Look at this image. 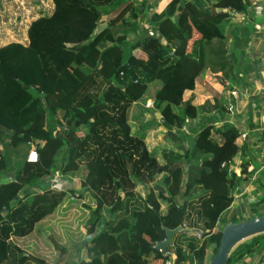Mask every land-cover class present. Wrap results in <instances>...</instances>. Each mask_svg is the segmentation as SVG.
Returning a JSON list of instances; mask_svg holds the SVG:
<instances>
[{"label":"trees","instance_id":"obj_1","mask_svg":"<svg viewBox=\"0 0 264 264\" xmlns=\"http://www.w3.org/2000/svg\"><path fill=\"white\" fill-rule=\"evenodd\" d=\"M159 1L142 27L149 0H54V8H42L29 24L27 41L0 46V264H47L16 238L38 230L72 195L67 188L37 189L56 170L80 177L96 203L88 205L80 244L87 257L75 264H167L173 255L172 264H209L218 251V222L248 177L247 163L238 171L245 149L239 128L227 125L219 139L206 124L184 153L163 150L161 159L146 131L133 130L129 112L151 93L161 118L154 114L147 127L161 123L180 134L199 115L197 78L207 45L223 43L234 15L247 14L252 1ZM33 148L36 161L28 160ZM252 209L253 217L264 215ZM167 229L178 230L163 253L157 244ZM258 248H264V233L239 244L227 264L242 250Z\"/></svg>","mask_w":264,"mask_h":264},{"label":"crops","instance_id":"obj_2","mask_svg":"<svg viewBox=\"0 0 264 264\" xmlns=\"http://www.w3.org/2000/svg\"><path fill=\"white\" fill-rule=\"evenodd\" d=\"M251 1L247 14L234 15L225 41L215 40L207 45L204 69L197 78L199 115L180 133L183 139L191 136L193 143L196 133L206 124L214 126V135L219 139H223L220 131L227 125H235L241 132L238 141L245 144V149L237 162L238 171L242 163H247L248 177L234 191L232 205L218 222L221 228L232 222L233 217L250 219L257 214L254 206L264 211V203H258L264 198V0ZM159 84H153L154 89ZM185 173L187 176L188 168ZM211 247L207 250L208 259L213 254L209 251ZM263 256L264 248L244 249L229 264H259ZM174 258L175 255L172 262Z\"/></svg>","mask_w":264,"mask_h":264},{"label":"rangeland","instance_id":"obj_3","mask_svg":"<svg viewBox=\"0 0 264 264\" xmlns=\"http://www.w3.org/2000/svg\"><path fill=\"white\" fill-rule=\"evenodd\" d=\"M135 1L140 2V0ZM153 1L149 0L150 7L140 14L138 22L142 27L149 24L151 11L155 10ZM54 6V0H0V46L17 39L27 41L28 27L31 21L38 16L42 8L45 7L46 12H49ZM119 11L120 9L104 17L102 23L107 25L102 31L108 28L109 21L116 17ZM126 17L128 19L132 17L131 9L127 11ZM120 22L121 20H118L117 24ZM133 37L134 35L131 34V38ZM154 88L155 85H152L151 92H154ZM148 101H151L152 104L149 105ZM153 101L152 97H148L147 101L145 100L141 104L135 103L131 107L129 119L133 130L146 131V141L150 150L161 159L163 150L170 149L184 153L187 147L192 146L191 136L184 139L181 138L180 134L173 136L169 133L168 128L161 123L153 122L151 126L147 127L154 114L157 116V120L161 118V115L156 114L158 111H155ZM144 109L145 114L142 117L140 113ZM187 168L189 170V166L185 165V171ZM44 180L45 183L39 185L37 189H43L45 185L56 189L67 188L73 191L72 195L67 198L65 205L55 215L39 224L38 230H35L28 237L16 238V242L38 257L44 258L47 264H75L78 259L87 257V249L80 247V244L87 232L86 219L90 215L88 205H95L96 203L88 193L82 190L80 177H72L56 170L51 177ZM185 182L186 180H184ZM184 187L186 186L184 185ZM139 189L146 194L147 186L140 185ZM71 202L73 203L71 204ZM107 216L108 212L103 213V217ZM250 238L243 241H248ZM61 247H65V249ZM209 251L210 253L214 252L213 246ZM156 264H161V261Z\"/></svg>","mask_w":264,"mask_h":264},{"label":"water","instance_id":"obj_4","mask_svg":"<svg viewBox=\"0 0 264 264\" xmlns=\"http://www.w3.org/2000/svg\"><path fill=\"white\" fill-rule=\"evenodd\" d=\"M102 23L96 30L101 32L106 26ZM156 114L161 115L159 112ZM178 229H167V236L164 240L158 242L157 247L166 253L169 245ZM264 232V215L256 216L251 219H245L238 222H228L223 228V235L218 251L214 254L209 264H227L232 250L237 244L246 238Z\"/></svg>","mask_w":264,"mask_h":264},{"label":"built area","instance_id":"obj_5","mask_svg":"<svg viewBox=\"0 0 264 264\" xmlns=\"http://www.w3.org/2000/svg\"><path fill=\"white\" fill-rule=\"evenodd\" d=\"M148 102H149V103H148L149 105L152 104L151 101H148ZM33 154H35V156H36V159H35V160H32V159H31V156H32ZM37 158H38V153H37L36 149H35V148L31 149V151H30V153H29V155H28V160L36 161ZM196 234H197L199 237H201V235H202V233H201L200 231H196ZM168 262H169V264H172V261H171V260L168 261ZM168 262H167V263H168ZM191 264H199V263H198L197 260H194ZM259 264H264V256L262 257V259H261V261H260Z\"/></svg>","mask_w":264,"mask_h":264},{"label":"clouds","instance_id":"obj_6","mask_svg":"<svg viewBox=\"0 0 264 264\" xmlns=\"http://www.w3.org/2000/svg\"><path fill=\"white\" fill-rule=\"evenodd\" d=\"M31 159H32V160H35V159H36L35 154H33V155L31 156Z\"/></svg>","mask_w":264,"mask_h":264}]
</instances>
